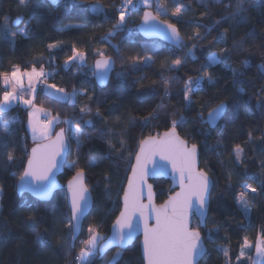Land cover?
I'll return each mask as SVG.
<instances>
[{
  "label": "trees",
  "instance_id": "16d2710c",
  "mask_svg": "<svg viewBox=\"0 0 264 264\" xmlns=\"http://www.w3.org/2000/svg\"><path fill=\"white\" fill-rule=\"evenodd\" d=\"M153 4L160 0H152ZM166 3L169 14L174 7V0H163ZM190 10L185 13L184 21L191 18L201 19V13L205 25L219 20L221 15L233 9L227 7L229 2L233 5L235 0H223L222 3H214L212 0H180ZM119 3V0H100V5L111 15V5ZM95 0H87L84 6L71 8L67 0H63L59 7H52L43 0H0V25L4 18L9 19V26L16 31L15 21L21 17L28 20L32 9L36 15L31 20L28 32L30 39L16 37L15 44L0 39V71L10 70L11 64H21L30 67L36 63L37 67L43 66L46 71H55L54 81L58 87L72 92L73 86L77 89L87 88L89 95L95 92L94 100H89L86 95H78L74 101H58L42 94L37 97L36 103L46 109H50L52 115H59L61 120L71 118L76 121V126L81 128L83 135L80 138L81 147L77 150V143L71 139L72 152L68 155V164L76 160V168H82L86 174V184L89 186L93 197V208L85 220L79 240L86 238L90 225L98 226L97 230L102 236L107 237L110 227L120 211V198L123 193L122 185H125L128 153L135 152L139 139L149 133L163 132L170 125V120L178 116H184L186 122L178 127L177 131L182 137L187 138L191 134L194 139L189 143H197L200 146V167L209 172L216 182L212 190V211L207 216V228L218 227L219 233L209 238L205 236L206 228L201 230L207 254L200 264H236L235 257L239 254V244L247 236L255 241L260 229L264 227V194L249 199V215L245 218L243 211L238 208L235 196L241 191L240 184L250 183L256 186V179H264V169L260 162L264 161V143L261 139L264 132V108L257 106L255 93L264 86V6L252 9L245 13V22L229 20L218 25L203 40L202 44L194 49L195 59H188L178 72H170L168 65L173 59L184 58L187 48L177 51L159 41H146L137 31L131 34L121 32L110 38V44L102 43L100 37L108 31L112 23L111 19L104 18V12L93 11ZM144 8L134 14H130L129 27L138 25ZM151 10H155L153 7ZM172 22L175 18L170 17ZM65 25H80V27H68ZM24 27V23L19 25ZM177 27L181 34L187 38L196 30V25L183 22ZM228 29L225 37L226 44H217L214 37L218 32L223 33ZM201 33L205 31L203 27ZM244 40L243 47L239 45ZM62 42L63 49L56 50L54 63L48 61L47 44ZM191 47L193 41H187ZM211 42V43H210ZM155 44V63L148 67H141L136 71L127 68L128 57L142 52V45ZM75 45L79 50L86 52L88 68L81 69L75 64L69 68L61 67L67 56L71 55L70 48ZM115 46V47H113ZM232 49L231 55L223 59V63L210 66L204 71L211 73L215 79L214 84H204L203 90H197L193 100L197 101L191 111L183 108L182 89L189 76L195 78L201 74V66L206 63V57L213 52H219L221 48ZM119 49L117 55L116 49ZM96 49H103L107 55L115 60V72L107 87L96 86L91 72L88 71L97 58ZM224 64L230 65L225 68ZM125 68L122 77L117 73ZM243 72L245 89L238 92L241 85L233 83L232 70ZM141 77L146 79L141 80ZM178 77L167 85L170 95L164 96L165 85L163 78ZM139 81V82H137ZM154 88L146 86L152 85ZM3 88L0 84V95ZM163 99L164 108L158 109ZM220 100L229 101L230 108L226 119H222L219 126L209 130L207 125L197 118L200 111L199 103L208 101L203 109L204 117L208 114V108L215 106ZM89 105L91 113L81 114L80 108ZM99 107L103 119L95 117L96 108ZM160 119L151 121L148 127H142L141 123H129L130 121H143L144 117L154 110ZM175 113V115H173ZM167 116V119H165ZM92 120V124L83 121ZM0 121L8 126L11 135L5 133L0 126V186L3 187L0 196V264H71L73 257L79 252L78 241L74 247L65 244L68 239V229L65 217L69 211L65 201V193L57 192L49 203H40L28 195L18 197L16 182L22 172V168H9L5 163L7 153L4 150L5 140L15 148V154L21 155L20 145L22 137L27 136V147L30 149L28 133L25 132L27 123L26 112L20 104L12 106L5 112H0ZM64 124V123H62ZM59 125L56 129H62ZM105 129L102 134L100 129ZM252 138L249 139V132ZM68 136V133H67ZM109 141L115 149H120V142H124L123 159L117 160L113 149L109 148ZM236 145L243 149L242 163L237 164L232 155ZM10 150V149H9ZM110 157V158H109ZM133 159V158H132ZM90 160L94 164L90 165ZM76 168L65 166L64 174L59 178L61 184H65L74 174ZM119 171L120 175L112 173ZM15 173V175H13ZM229 173L231 176L229 177ZM111 176V187L106 191L105 177ZM156 203L162 204L170 194V183L164 180L155 181ZM34 216V223L29 225L26 217ZM246 225L242 228L241 225ZM195 226V221H194ZM39 234V235H37ZM41 238L47 240V246L42 244ZM70 244V241H69ZM230 249L229 256H225L223 248ZM116 253H120L114 264H142L139 240L126 251L113 250L105 257H95L94 264H106ZM248 255L253 258L254 246L248 250ZM245 264H250L245 261Z\"/></svg>",
  "mask_w": 264,
  "mask_h": 264
},
{
  "label": "snow or ice",
  "instance_id": "6c2138e0",
  "mask_svg": "<svg viewBox=\"0 0 264 264\" xmlns=\"http://www.w3.org/2000/svg\"><path fill=\"white\" fill-rule=\"evenodd\" d=\"M214 3H222L223 0H212ZM71 8L84 6L87 0H67ZM140 5L144 6L143 16L138 27V30L143 32L145 36H160L171 45L169 51L173 49H184L188 51L184 54V58H176L168 65L170 72H178L188 59H195L194 49L202 44L205 37L213 31L218 25L226 23L229 20L237 21L238 23L245 22L247 17L246 12L264 6V0H235L234 5L229 2L227 7L233 10L221 15L219 20L213 21L211 24L205 25L201 13V19L191 18L184 21V16L190 10V6H186L180 0H174V7L169 14L168 8L163 0L157 3L155 11L151 10L152 0H119V3L111 5L113 11L109 15L102 5L100 0H95L93 11L100 13L104 12L105 19L114 21L111 27L105 32L100 40L102 43L110 44V38L125 32L131 34L137 30V26L129 27L128 20L130 14L140 10ZM56 6L59 7L57 0ZM36 15V10L32 9L28 20L24 21L21 17H17L15 21L16 31H12L9 26V19L4 18L3 25H0V39L15 44L16 37L30 39L28 32L31 26V20ZM169 15L175 18L176 22L169 19ZM189 23L196 25V30L192 35L185 38L178 23ZM24 23V27L19 25ZM68 27H80V25H65ZM203 27L205 31L201 33ZM228 29H224L223 33L218 32L214 40L217 44H226V35ZM187 41H193L189 47ZM244 40L239 42V45L234 44L233 47H243ZM211 43V42H210ZM64 45L62 42L47 44L48 61L50 65L54 63L56 50H62ZM115 47V46H113ZM155 44L142 45V52L128 57L127 68L136 71L141 67H148L155 63L154 56L156 54ZM119 55V49H116ZM232 49L221 48L219 52L210 53L206 57V63L201 66V74L193 78L189 76L185 81L184 87L181 90L183 95V108L186 111H191L197 101L193 100V95L197 90H203L204 84L216 83L215 77L204 69L223 63L231 55ZM71 55L64 60L63 68H69L75 64L78 68H88L86 60V52L79 50L75 45L70 48ZM94 66L88 71L96 79L97 83L103 85L107 82L109 75L115 70V60L106 54L103 49L95 50ZM225 68H230V65L224 64ZM126 69L122 68L121 72L117 73V77H122ZM233 83L241 85L238 87V92L245 91V83H254V81H245L243 72L232 70ZM55 71H46L43 66V58L41 66L37 67L36 63H32L30 67L21 66V64H11L10 70L0 71V84L3 85L2 95H0V112H4L11 107L13 103L23 105L27 115V124L25 132L30 133L34 146L27 147V136L22 137L23 143L20 145L21 155L15 154V148L11 147L7 141L4 143V150L7 153L5 163L9 168H22L16 187L17 191L23 195L25 191L38 193L47 197L56 187L53 180L55 171L61 166L66 165L70 168H76V160H73L69 165L67 156L72 152L71 139L74 137L77 141V150L81 147L80 138L83 135L81 128L76 126V121L71 118L61 120L60 116L52 115L50 109L38 106L36 103L37 97L41 94L45 97H52L58 101L68 100L74 101L78 95H86L89 100H94L95 92L89 95L88 89H77L73 86L72 92L68 93L65 88L58 87L54 83H48L50 77L55 75ZM178 77L163 78L165 85L164 96L170 95L167 85L174 82ZM141 80L146 77H141ZM139 82V81H137ZM39 85V87H38ZM154 88L155 82L152 85L146 86ZM257 97V106L264 108V86L255 93ZM208 101L199 103L200 111L197 112V118L201 123L208 124L209 127H218V122L221 119H226L230 108L229 101L220 100L215 106L208 108L207 118L204 117L203 109L207 107ZM163 99L158 105V109L164 108ZM80 113L87 114L92 112L89 105L80 108ZM175 115V113H173ZM95 117L103 119V114L100 108L97 107ZM160 119L157 110L154 109L149 116L144 117L143 121H130L129 123H141L142 127H148L151 121ZM167 119V116H165ZM186 122L184 116L170 120V125L163 132L149 133L139 139L136 151L128 153L127 168H130V175L125 174L127 181L126 186L122 185V207L119 215L113 224L115 231L110 237H104L97 230L98 226L90 225L87 229V239L80 241L81 247L79 252L73 257L71 264H94L95 257L103 255L106 249L113 244H118L121 247L126 246L133 237L135 232L142 230L143 241V261L142 264H199L198 257L203 253V239L201 228H206L205 236L209 238L215 237L219 233L218 227L207 228V214L212 211V190L215 187V181L209 175V172L204 171L199 166L200 146L197 143H189L194 139L191 134L187 138L182 137L177 131ZM59 123H64L69 127L62 128L59 132L55 130V126ZM85 124H92V120L83 121ZM5 133L11 135L8 126H5ZM101 133L105 129H100ZM66 133L70 135L66 136ZM249 139L252 138V132L248 133ZM264 140V134L261 137ZM120 149H115L109 141V148L113 149L116 154V159H123L124 142H120ZM10 149V150H9ZM243 149L240 145H236L233 150V157L237 164L242 163L241 154ZM134 157V163L132 158ZM110 158V157H109ZM90 160V165L94 164ZM260 167L264 169V161L260 162ZM15 175V173H13ZM112 175L119 176L120 172L116 171ZM231 173H229V177ZM161 177H171L174 187L169 189L170 194L164 203L156 205L154 201L155 188L154 183H149L150 179H158ZM86 174L84 169L76 168L74 174L67 181V189L70 193L68 210L70 215L66 216V227L68 229V239L65 244L74 246L78 239L77 231L81 225V218L84 216L88 207L89 186L85 183ZM256 179V186L250 183L240 184L241 191L235 196L238 208L243 211L245 218L249 215L250 199L255 196L264 194V179ZM106 191L111 187V176L105 177ZM178 187V191L175 190ZM3 187L0 186V196H2ZM145 199L147 203H145ZM195 217V226L194 220ZM35 217H26L29 225L34 223ZM154 221V222H153ZM242 228L246 225H241ZM39 235V234H37ZM69 241L71 242L69 244ZM45 246L48 241L41 238L40 241ZM255 248L257 259H253L247 255L251 248ZM230 249L223 248L224 255L229 256ZM236 264H245L249 261L250 264H262L264 262V227L257 234L255 241L249 240L247 236L243 238L239 244V254L235 257ZM113 260L106 264H114ZM229 264L231 261L229 260Z\"/></svg>",
  "mask_w": 264,
  "mask_h": 264
},
{
  "label": "water",
  "instance_id": "95a60500",
  "mask_svg": "<svg viewBox=\"0 0 264 264\" xmlns=\"http://www.w3.org/2000/svg\"><path fill=\"white\" fill-rule=\"evenodd\" d=\"M43 1H45L46 3H48V4H49L50 6H52V7H56L57 0H43ZM58 2H59V5H60V4L63 2V0H58ZM142 16H143V14H142ZM142 16H141V17H142ZM140 21H141V19H140ZM140 21H139V24H140ZM139 24L137 25V30H136V31H137V33L139 34V36H140L142 39H144V40H146V41H159V42H162V43L166 44L167 46L171 47V45L169 44V42H168V41H165V40H164L162 37H160V36H145L143 32H141V31L138 30ZM175 50L180 51L181 49H175ZM94 63H95V61H94ZM94 63H93V65H92V67L94 66ZM114 72H115V70L112 71V72L110 73L107 82H106L105 84H103V85L98 84L97 81H96V79L93 77V80H94L96 86L99 87V88H105V87H107L108 84H109V82H110V80H111V77H112V75H113ZM205 118H207V115H206ZM221 121H222V119L218 122V124H220ZM206 125H207V127H208L209 130H214V129H216V127H215V128H211V127H209L208 124H206ZM60 130H61V129L57 130V132H59ZM263 134H264V132H263ZM66 136H67V135H66ZM263 143H264V140H263ZM33 146H34V145H33ZM33 146H31V147H33ZM29 150H30V149H29ZM67 160H68V156H67ZM132 162L134 163V157H133V159H132ZM65 166H66V165H61V166L55 171V175H54V177H53V180H54V182L56 183L57 187H56V188H55V189H54V190H53V191H52L47 197H44V196H42V195H40V194H38V193L29 192V191H25V192L23 193V195H21V194L17 191V187H16V193H17L18 197H22V196H24V195H28V196H30L32 199H34V200H36V201H38V202H40V203H49V202L52 201L54 195H55L57 192L63 191V192L65 193V201H66V205H67V208H68V203H69V199H68V198L70 197V193L68 192V189H67V182L63 185V184H61L60 181H59V178L64 174ZM199 166H200V161H199ZM128 175H130V170H129ZM160 180H164V181L169 182L170 185H171V186H170V189L174 187V184H173V181H172L171 177H161V178H158V179H155V180L150 179V180H149V183H152V182H155V181H160ZM85 183H86V179H85ZM126 184H127V181L125 182V185H124V186H126ZM175 190L178 191V190H179L178 187H175ZM122 196H123V193H122L121 198H120V208L123 206V205H122ZM144 202L147 203V200L145 199ZM153 202H154L156 205H158V204L156 203V194H155V196H154V201H153ZM163 203H164V202H163ZM92 208H93V197H92L91 191H89V194H88V207H87V209H86V211H85L84 216L81 218V225H80V228H79L78 231H77L78 239L80 238V235H81V232H82V228H83V224H84L85 220L87 219V217L89 216V214H90ZM68 211H69V210H68ZM69 215H70V213H69ZM118 215H119V213H118ZM118 215H117V216H118ZM207 216H208V214H207ZM206 219H207V218H206ZM115 220H116V219H115ZM115 220H114V222H115ZM193 220L195 221V217H193ZM114 222H113V224H114ZM153 222H154V221H153ZM113 224H112L111 227H110V231H109V234H108L107 237H110V236L113 234V232L115 231V229L113 228ZM204 229H205V228H201V230H204ZM78 239L76 240V242L78 241ZM137 240H139L140 252H141V257H142V260H143V250H142L143 232H142V230L139 231V232H135V233L133 234L132 240H131L126 246H124V247H121V246L118 245V244L110 245V246L106 249V251H105V253H104L103 255H99V254H98L99 259H102V258L105 257L109 252H111V251H113V250H118V251H121V252L126 251V250H127L128 248H130V247H131V246H132ZM76 242H75V244H76ZM70 243H71V242H70ZM71 247L73 248L74 246H71ZM203 248H204L203 253L198 257L199 264H200V262L202 261V259L204 258V256L207 254V248H206V246H205L204 240H203Z\"/></svg>",
  "mask_w": 264,
  "mask_h": 264
},
{
  "label": "rangeland",
  "instance_id": "374dc122",
  "mask_svg": "<svg viewBox=\"0 0 264 264\" xmlns=\"http://www.w3.org/2000/svg\"><path fill=\"white\" fill-rule=\"evenodd\" d=\"M156 3H154L153 4V2H152V7L154 8V9H156ZM140 8H144V6L143 5H140L139 6ZM155 11V10H154ZM1 87L3 88V85L1 84ZM38 87H39V85H38ZM17 104V103H16ZM13 105V104H12ZM21 106H23V105H21ZM5 111H7V109L5 110ZM4 111V112H5ZM27 124V123H26ZM59 125H63V128H65V129H67L69 126L68 125H66V124H62V123H59V124H57L56 126H55V130L57 129V127L59 126ZM0 126L2 127V128H5V124L4 123H2V121H0ZM66 135H67V133H66ZM68 135H70V133H68ZM28 136H29V139H30V142L33 144V141H32V139H31V136H30V133H28ZM72 140L74 141V143L76 144L77 143V141H76V139L73 137L72 138ZM87 235H88V233L86 234V238H84V239H87ZM84 239H82V240H84ZM82 240H79L78 241V248H79V250H80V247H81V244H80V241H82ZM119 255H120V253H116L115 255H113V257L110 259V260H113V258L115 257V260L119 257ZM247 255H248V253H247ZM249 256V255H248ZM253 259H257V257H256V253H255V248H254V255H253ZM262 264H264V262H262Z\"/></svg>",
  "mask_w": 264,
  "mask_h": 264
},
{
  "label": "built area",
  "instance_id": "2783aa9c",
  "mask_svg": "<svg viewBox=\"0 0 264 264\" xmlns=\"http://www.w3.org/2000/svg\"><path fill=\"white\" fill-rule=\"evenodd\" d=\"M52 72V71H51ZM53 81H54V75L52 76V77H50L49 78V80H48V83H53ZM11 107H12V105H11ZM11 107H9V108H7V110H9Z\"/></svg>",
  "mask_w": 264,
  "mask_h": 264
},
{
  "label": "crops",
  "instance_id": "0c3cea01",
  "mask_svg": "<svg viewBox=\"0 0 264 264\" xmlns=\"http://www.w3.org/2000/svg\"><path fill=\"white\" fill-rule=\"evenodd\" d=\"M63 101H68V100H63ZM71 102V101H70ZM15 105H18V104H16V103H13V105L12 106H15ZM21 105V104H20Z\"/></svg>",
  "mask_w": 264,
  "mask_h": 264
}]
</instances>
